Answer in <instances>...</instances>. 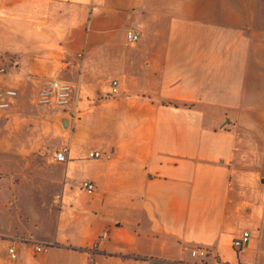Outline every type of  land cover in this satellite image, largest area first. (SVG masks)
<instances>
[{"label": "crops", "instance_id": "obj_1", "mask_svg": "<svg viewBox=\"0 0 264 264\" xmlns=\"http://www.w3.org/2000/svg\"><path fill=\"white\" fill-rule=\"evenodd\" d=\"M94 1L98 53L70 105L39 103L42 81L0 108L34 109L41 123L72 112L66 135L54 123L35 144L0 133V264H264V0ZM199 245L205 259L191 253Z\"/></svg>", "mask_w": 264, "mask_h": 264}, {"label": "rangeland", "instance_id": "obj_2", "mask_svg": "<svg viewBox=\"0 0 264 264\" xmlns=\"http://www.w3.org/2000/svg\"><path fill=\"white\" fill-rule=\"evenodd\" d=\"M91 1L6 0L4 9H0L4 13L0 21V92L14 88L31 100L45 79L60 78L79 85L82 71L89 67L87 58L98 53L88 41L92 33L89 19L94 14ZM147 33L141 31L146 37ZM73 65L76 69L72 71ZM48 115L41 123L36 110L14 109L0 116V133L18 134L23 145L25 141L35 144L41 136L55 134L54 117L68 114L51 109Z\"/></svg>", "mask_w": 264, "mask_h": 264}, {"label": "built area", "instance_id": "obj_3", "mask_svg": "<svg viewBox=\"0 0 264 264\" xmlns=\"http://www.w3.org/2000/svg\"><path fill=\"white\" fill-rule=\"evenodd\" d=\"M127 41L131 44L136 43L140 38V32L134 28H128L126 31ZM5 69L2 68L1 72H4ZM76 85L70 81L63 80L60 78H50L45 79L40 86L38 93V102L45 105H51L55 107H67L71 103L72 91ZM110 92L116 96L122 95L123 91L120 87L119 79L114 78L111 80V89ZM18 94L17 90L13 88L3 89L0 92V108H7L10 106L11 102L6 99V97H14ZM70 152V146L64 145L59 148L55 153V159L61 162H64L68 158ZM90 158H109L110 155L103 153L102 151H90L87 153ZM96 186L91 180L85 179L80 182V189L84 192H93ZM252 234L250 229H243L239 236L233 241V246L237 249H241L245 244L251 241ZM107 239L105 234L100 236L99 241H96L93 244V249H97L100 242ZM32 248L36 252L43 251L46 247L39 243L31 241ZM209 248L205 245L195 246L191 249V253L194 257L205 259L209 255ZM8 253L12 259H18L20 253L15 244H12L8 248ZM93 257H91L92 259ZM95 264H98L94 261Z\"/></svg>", "mask_w": 264, "mask_h": 264}, {"label": "water", "instance_id": "obj_4", "mask_svg": "<svg viewBox=\"0 0 264 264\" xmlns=\"http://www.w3.org/2000/svg\"><path fill=\"white\" fill-rule=\"evenodd\" d=\"M71 115L72 112H70L68 115L54 117V124L60 134L66 135L69 133L71 127V119H70Z\"/></svg>", "mask_w": 264, "mask_h": 264}]
</instances>
